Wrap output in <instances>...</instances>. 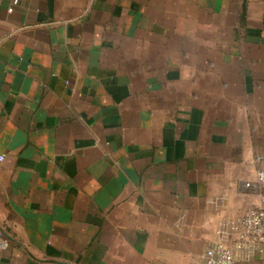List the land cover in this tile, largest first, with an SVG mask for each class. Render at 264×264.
Wrapping results in <instances>:
<instances>
[{"label":"crops","instance_id":"1","mask_svg":"<svg viewBox=\"0 0 264 264\" xmlns=\"http://www.w3.org/2000/svg\"><path fill=\"white\" fill-rule=\"evenodd\" d=\"M1 157L0 264H196L264 200V0H0Z\"/></svg>","mask_w":264,"mask_h":264},{"label":"built area","instance_id":"2","mask_svg":"<svg viewBox=\"0 0 264 264\" xmlns=\"http://www.w3.org/2000/svg\"><path fill=\"white\" fill-rule=\"evenodd\" d=\"M257 183L264 185V170L257 173ZM217 235L221 240L210 244L196 264H236L256 259L264 264V200L260 208L225 221ZM225 239L231 244H226ZM9 245V239L0 231V251Z\"/></svg>","mask_w":264,"mask_h":264}]
</instances>
